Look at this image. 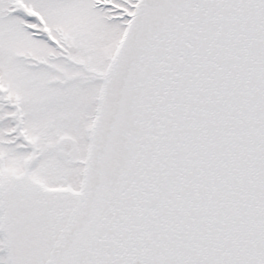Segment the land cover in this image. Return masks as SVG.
Masks as SVG:
<instances>
[{
	"label": "snow or ice",
	"instance_id": "obj_1",
	"mask_svg": "<svg viewBox=\"0 0 264 264\" xmlns=\"http://www.w3.org/2000/svg\"><path fill=\"white\" fill-rule=\"evenodd\" d=\"M0 264H264V0H0Z\"/></svg>",
	"mask_w": 264,
	"mask_h": 264
}]
</instances>
